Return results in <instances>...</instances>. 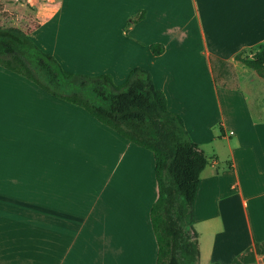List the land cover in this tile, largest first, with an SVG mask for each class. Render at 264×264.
I'll list each match as a JSON object with an SVG mask.
<instances>
[{"label": "crops", "instance_id": "obj_1", "mask_svg": "<svg viewBox=\"0 0 264 264\" xmlns=\"http://www.w3.org/2000/svg\"><path fill=\"white\" fill-rule=\"evenodd\" d=\"M24 7L41 23L31 39L44 50L58 55L49 41L61 39L64 28V45L71 53L81 41L92 69L109 73L115 83L136 68L148 70L168 109L183 118L205 155L203 145H211L194 202L200 264H231L264 242V209L249 212L236 160L245 153L248 164L264 172V143L231 149L233 159L222 170L232 172L235 184L215 196L221 160L212 144L220 136L207 135L194 114L203 117L216 109L212 124L221 120V139L231 141L235 132L218 88L213 87L211 99L181 82L174 100L168 88V76L183 53L176 45L194 29L202 38L203 55L230 63L236 71L247 68L236 56H252L264 47V0H22L18 8L25 13ZM142 12L144 18L138 19ZM72 23L99 28L80 35L69 27ZM153 44L164 45V53L152 55ZM243 102L252 119L247 95ZM62 103L75 106L0 68V264H157L150 219L158 198L153 153L124 140L84 109L87 115ZM207 104L212 108L205 114ZM88 149L101 152V159L86 154ZM255 258L251 264H264V255Z\"/></svg>", "mask_w": 264, "mask_h": 264}, {"label": "trees", "instance_id": "obj_2", "mask_svg": "<svg viewBox=\"0 0 264 264\" xmlns=\"http://www.w3.org/2000/svg\"><path fill=\"white\" fill-rule=\"evenodd\" d=\"M144 16L142 12L138 19ZM40 26L31 17L0 26V66L84 109L124 140L151 151L158 188L150 211L158 245L157 264H200L194 202L208 159L192 140L183 118L168 109L165 94L156 89L148 70L134 69L121 86L110 74L87 76L64 70L53 55L31 39ZM150 50L158 56L165 47L153 44ZM236 59L264 78V47L252 56L239 54ZM256 254L264 255V242L231 264L254 263Z\"/></svg>", "mask_w": 264, "mask_h": 264}, {"label": "rangeland", "instance_id": "obj_3", "mask_svg": "<svg viewBox=\"0 0 264 264\" xmlns=\"http://www.w3.org/2000/svg\"><path fill=\"white\" fill-rule=\"evenodd\" d=\"M21 3L22 0H0V26L5 23L11 25L16 24L17 20L30 17L32 14L30 9L24 7V11L27 13L25 14L21 8H18ZM65 26H67V24L63 23V27ZM69 27L80 35H84L91 31V29L99 28V25L92 26L84 23H72L69 24ZM64 30L65 29L63 28L61 39L58 41L56 39H50L49 41L50 45L57 49L58 55H54L49 51L44 50L35 41L34 43L43 51L53 55L62 65L64 70L69 73L87 76L109 74L92 69L88 62L90 60H87L86 57L82 55L84 50L79 47L82 45L81 41L78 40L75 50H72L73 53H71L69 47L64 45V43H66V41L63 40V34L65 33ZM191 32H194L191 37L189 36L186 39L184 38L179 45H176V48H181L183 53L180 56L181 63L178 66L175 65V72L168 76V88L171 90L173 97L172 100H174L175 96L178 98V93L182 91L181 86L178 84H183L181 82L190 83L194 87L195 92L198 91L199 95L209 98L211 97V99L214 96L213 87L216 86L218 88L222 104L225 108L226 119L232 126L231 130L235 132V135H229L231 141L227 142L221 139L222 131L219 123L221 120H218L215 125L212 124L218 117L216 109L215 111H210L207 115H203V117L202 113L196 112L194 114V119H196L194 122H200L201 120L204 126L203 129L207 135L212 133L220 136V139H216L212 145L214 146V149L217 150L221 160V163L218 166L220 167V177L215 184L213 183L214 188L217 189L214 195L221 196L226 192H230L231 186L235 184V178L232 172L229 173L227 171L225 173L223 172L224 170H222L233 159L231 149H233L237 144H242L243 146H247L249 144L260 146V143H264V80L259 78L260 76L252 69H243L240 67L236 71L230 63L218 61L214 58L211 59V62L210 58L202 53L201 47L203 45V41L200 34L196 29ZM247 54H245L244 57L249 56ZM208 63H213L214 77H212ZM0 68L3 67L0 66ZM237 75L239 77L238 79ZM126 81L127 80L122 82L118 81L115 84L121 86ZM246 95L249 97V101L251 103L250 106L253 112L252 119H249V116H247V106L245 107L243 102V97ZM63 105L77 109L80 113L87 115L81 108L69 106L67 104ZM210 108H212L211 104L205 105V114ZM209 126L211 128H209ZM203 148L207 157L210 158L212 155L211 145L204 144ZM90 152H92L90 154L92 157L97 158V160L101 159V152L100 154L89 150L86 154H89ZM246 155L247 154L240 152L236 158L240 167L239 183L240 187L243 188L245 198L248 200V205L246 206H249V212L251 214H255L258 210H261L262 208L264 209V172H261L262 169L260 171L258 168H254L251 163L248 164L249 158ZM233 199L235 204L239 207L243 205L239 196H236ZM95 206L97 205H94V209L99 208V206Z\"/></svg>", "mask_w": 264, "mask_h": 264}]
</instances>
